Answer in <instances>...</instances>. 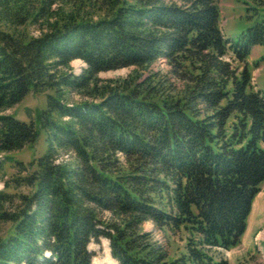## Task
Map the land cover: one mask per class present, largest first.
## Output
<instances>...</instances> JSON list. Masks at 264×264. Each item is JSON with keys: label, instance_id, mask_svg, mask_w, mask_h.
Segmentation results:
<instances>
[{"label": "trees", "instance_id": "1", "mask_svg": "<svg viewBox=\"0 0 264 264\" xmlns=\"http://www.w3.org/2000/svg\"><path fill=\"white\" fill-rule=\"evenodd\" d=\"M219 2L0 0V154L40 129L48 142L19 164L14 182L31 192L0 212V264H92L101 239L118 264H229L215 253L241 244L264 183V91L248 64L264 16L228 39ZM160 59L166 74L150 71ZM122 68L133 71L98 77ZM47 91L38 126L3 113ZM67 91L84 100L64 102ZM146 223L187 233L185 253L172 257Z\"/></svg>", "mask_w": 264, "mask_h": 264}, {"label": "rangeland", "instance_id": "2", "mask_svg": "<svg viewBox=\"0 0 264 264\" xmlns=\"http://www.w3.org/2000/svg\"><path fill=\"white\" fill-rule=\"evenodd\" d=\"M219 8L221 13L220 27L223 34L228 39H237L248 28L254 26L264 16V0H220ZM0 29L9 30L0 22ZM31 36H38V26H28L25 28ZM264 47L256 46L252 49L248 59L249 69L252 73V84L256 90L264 91ZM72 73L80 75L87 67L82 60L71 63ZM133 71L132 68H122L101 72L98 77L102 80H114L125 78ZM152 72H161L166 74L170 67L164 59L156 61L150 68ZM51 91L44 93L30 92L19 104L9 108L4 114L14 116L17 120L37 124L39 112L47 108V95ZM84 100L80 95L67 91L64 102L72 105ZM68 119H64L67 121ZM48 149L46 133L40 129V134L34 144L27 145L18 151L0 154V193L10 195L7 197V203L0 205V212H12L19 206V196L31 192L30 188L17 186L14 180L26 176L25 172L20 171L19 164L29 167V164L37 158L42 157ZM70 154L61 153L57 162L69 161ZM11 229L10 222L0 221V236L4 237ZM144 230L152 232L155 239L164 245L170 255L174 258L185 253V245L188 235L184 231L176 234L163 232L154 228L152 223H146ZM94 253L92 264H115L111 256L109 242L101 239L94 242L89 247ZM217 258H225L229 264H264V183L261 185L260 192L256 196L252 211L247 221V229L243 236L241 244L231 250H217ZM117 264V263H116Z\"/></svg>", "mask_w": 264, "mask_h": 264}, {"label": "bare ground", "instance_id": "3", "mask_svg": "<svg viewBox=\"0 0 264 264\" xmlns=\"http://www.w3.org/2000/svg\"><path fill=\"white\" fill-rule=\"evenodd\" d=\"M78 61V60H77ZM113 260V259H112ZM113 262L116 264V262L113 260Z\"/></svg>", "mask_w": 264, "mask_h": 264}]
</instances>
